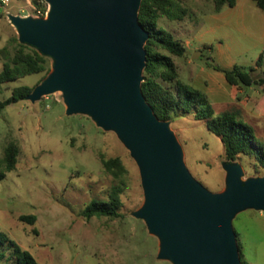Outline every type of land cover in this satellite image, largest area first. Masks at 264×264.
I'll return each mask as SVG.
<instances>
[{"label":"rangeland","instance_id":"1","mask_svg":"<svg viewBox=\"0 0 264 264\" xmlns=\"http://www.w3.org/2000/svg\"><path fill=\"white\" fill-rule=\"evenodd\" d=\"M182 4L186 15L181 20L163 16L158 26L172 33L185 52L182 56L162 52L171 58L181 81L208 95L215 115L237 112L264 145V12L253 0H237L235 6H224L220 12L213 11L214 0H182ZM48 6L45 0H10L0 6V50L17 35L8 13L32 16L36 9L46 11ZM208 63L254 68L257 84L231 86L223 72ZM47 68H53L50 57ZM44 75L29 74L1 85L0 99L9 97L13 88H35ZM66 107L63 93L57 91L35 102L25 98L0 111V232L29 251L37 264H172L158 258V237L134 215L144 194L129 150L113 131L103 130L88 115H68ZM169 126L183 148L191 175L209 191H223L222 163L227 161L220 137L194 112ZM9 143L17 147L11 169L5 159ZM116 157L126 170L123 175L102 165V159ZM263 173V169L257 175L244 171L242 180ZM116 188H121L122 202L118 217L82 216L92 200H107ZM30 214L36 217L33 224L19 219ZM233 226L243 263L264 264V211L243 210ZM1 251L0 264H17L8 244Z\"/></svg>","mask_w":264,"mask_h":264},{"label":"water","instance_id":"2","mask_svg":"<svg viewBox=\"0 0 264 264\" xmlns=\"http://www.w3.org/2000/svg\"><path fill=\"white\" fill-rule=\"evenodd\" d=\"M45 1L46 18L8 14L19 41L53 60L27 99L61 91L68 115H88L117 135L138 166L144 201L134 215L158 237L159 259L243 264L233 219L246 209L264 211V175L242 180L243 166L224 162L221 192L191 175L169 122L142 92L149 38L138 19L142 0Z\"/></svg>","mask_w":264,"mask_h":264},{"label":"trees","instance_id":"3","mask_svg":"<svg viewBox=\"0 0 264 264\" xmlns=\"http://www.w3.org/2000/svg\"><path fill=\"white\" fill-rule=\"evenodd\" d=\"M253 1L264 12V0ZM236 3L237 0H214L213 11L220 12L224 6L233 7ZM185 15L186 8L183 6L182 0L141 1L138 19L140 25L149 33V38L144 45L146 64L143 70V95L160 120L173 123L176 118L194 112L197 120H205L208 129L220 137L224 146L226 161H242V166L247 175H257L262 169L264 171V145L256 139L253 127L244 122L234 111L215 115L208 95L203 90L181 81L177 77L171 58L162 52L167 51L176 56H182L185 47L172 33L159 28V19L165 16L173 20H181ZM0 60L2 61L0 86L34 73H45V78L50 72L47 68L48 56L41 54L30 45L21 43L16 34L0 50ZM208 65L223 72L227 83L231 86L242 88L257 84V80L252 74L254 68H246L240 65L221 68L212 63H208ZM256 65H261V56ZM33 89L25 85L13 88L9 97L0 99V111L10 104L27 98ZM5 153L8 168L11 169L16 161V145L9 143ZM249 160L252 161L251 164L246 163ZM102 165L106 171L115 175H123L126 171L118 157L102 159ZM120 193L121 188H116L112 190L107 200H92L83 209L82 216L86 219L101 216L118 217L122 203ZM19 219L33 224L36 217L31 214L21 215ZM5 243L16 255L17 264H37L29 251L20 247L2 232H0V260L4 257L1 246ZM241 260L243 263L242 255Z\"/></svg>","mask_w":264,"mask_h":264},{"label":"built area","instance_id":"4","mask_svg":"<svg viewBox=\"0 0 264 264\" xmlns=\"http://www.w3.org/2000/svg\"><path fill=\"white\" fill-rule=\"evenodd\" d=\"M9 2H10V0H0V6H5ZM48 10H49V6H48L47 10L44 11V12H42L41 10L36 9L32 16L36 17V18L45 17L47 15ZM8 14H10V13H8ZM26 16H30V14H26L25 17Z\"/></svg>","mask_w":264,"mask_h":264}]
</instances>
